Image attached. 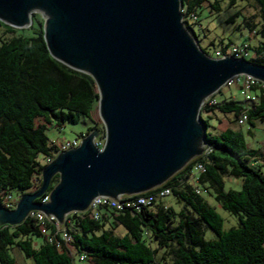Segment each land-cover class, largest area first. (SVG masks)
Returning a JSON list of instances; mask_svg holds the SVG:
<instances>
[{"label":"trees","instance_id":"16d2710c","mask_svg":"<svg viewBox=\"0 0 264 264\" xmlns=\"http://www.w3.org/2000/svg\"><path fill=\"white\" fill-rule=\"evenodd\" d=\"M241 1L251 4L258 14L259 23L251 15L244 16V24L264 39V0ZM236 2L231 0L230 4ZM204 5L209 10L221 9L218 0H181L184 26L194 39L193 25L199 24L198 9ZM191 13L197 15L196 20L189 19ZM43 24L38 18L37 26L33 22L30 27L31 35H25L22 29L0 21V207L12 190L26 194L40 187L44 167L59 152L58 143L46 134L47 124L53 120L75 124L82 116L94 121L99 101L91 75L66 66L50 54ZM229 50L225 46L217 56L228 55ZM253 51L247 60L264 66V40ZM250 93L255 98L253 103L217 101L204 104L202 110L234 114L237 124L245 112L247 122L254 124L264 120V82L256 81ZM200 121L211 151L195 157L162 185L140 193L170 187L183 206L177 210L158 200L140 211L102 207L98 219L88 211L72 212L66 218V228L76 253L86 255L92 264H264V165L257 164L264 161V153L248 146L241 129L229 127L212 134L207 131L208 120L200 115ZM95 129L90 127L88 133ZM198 163L204 165V171L192 183V171ZM225 177L241 178V188L226 190ZM58 182L56 174L47 192ZM204 192L237 216L238 225L224 230L223 218L204 198ZM117 225L125 229L124 234L115 232ZM203 225L217 237L206 239ZM35 239H42L37 248ZM13 249L32 259L33 264H73L71 251L48 242L30 217L15 226L0 225V264H18Z\"/></svg>","mask_w":264,"mask_h":264},{"label":"water","instance_id":"95a60500","mask_svg":"<svg viewBox=\"0 0 264 264\" xmlns=\"http://www.w3.org/2000/svg\"><path fill=\"white\" fill-rule=\"evenodd\" d=\"M31 7L51 15L43 24L50 54L94 79L106 136L102 147L91 132L57 154L36 191L14 209L0 207V225H18L37 210L62 223L95 197L162 185L203 150V100L236 75L264 82L262 65L204 53L184 26L181 0H0V21L27 28ZM56 174L49 202L37 201Z\"/></svg>","mask_w":264,"mask_h":264},{"label":"rangeland","instance_id":"374dc122","mask_svg":"<svg viewBox=\"0 0 264 264\" xmlns=\"http://www.w3.org/2000/svg\"><path fill=\"white\" fill-rule=\"evenodd\" d=\"M221 9L219 11H215L206 7V5L200 7L198 9L199 12V24H194L193 28L196 33V39L193 38L195 42L199 44V46L206 50L207 53L211 57H218L217 53L225 46L231 50L234 46H241L244 42H248L251 46L250 53L254 54L253 47L257 46L261 40H264L259 35L252 34L249 31V28L246 24H244L243 18L244 16L255 15L254 21L258 22V14L256 9L251 6V4H245V2L241 0H237V2L233 5L230 4L231 0H218ZM42 18L45 21L50 20L51 15L48 10L42 7H31L30 8V18L32 19V23H29L27 28H22V32L25 35H31L32 29H30L31 25L34 22V27L37 26V19ZM259 23V22H258ZM12 36V34H8L7 37ZM196 43V44H197ZM200 49V48H199ZM85 70V69H84ZM87 71V70H86ZM215 99L219 103H223L229 100H238L243 101L244 96L241 94L239 90V86L232 85L228 86L227 84L223 85L219 91L214 94ZM208 97H206L200 106V113L202 118L208 120L209 127L207 129L208 133L212 134H220L225 129L231 127L233 129H241L248 146L252 149L262 151L264 153V120H256L254 124H249L246 122L244 125L240 126L235 121L234 114H223L219 111H215L214 113H204L202 108L205 104V101ZM93 119L82 116L80 120L73 124L70 122H61L60 124L53 120L51 123L46 126V134L49 137V140L54 143H66L67 141H71L73 139H80L88 135V130L90 127H97L98 129L93 130L91 132H98V136L95 142L100 143L103 140L105 141L106 136V128L101 117L99 101L96 104V107L93 112ZM90 132V133H91ZM202 140H203V150L192 157L186 164H188L195 157L203 154L205 149V140L203 136V132H201ZM103 143H100V147H102ZM40 161L45 162L43 157L40 156ZM50 162V161H49ZM48 162V163H49ZM257 164L264 165L263 159L259 160ZM184 165V166H185ZM242 186L241 178H233V177H225V188L228 189H240ZM12 196L18 202L21 196V192L19 190H12ZM204 198L208 201V203L215 208V210L221 215L223 218V228L224 230H228L231 227L237 226L239 223V219L237 216L229 213L224 210L213 198V196L204 192ZM162 203L173 206L175 209L179 210L182 203L177 202L176 198L171 194L162 199H159ZM159 201V202H160ZM153 208V207H152ZM203 230L205 233L206 239H215L216 234L203 225ZM115 232L119 235L125 233V229L120 225L115 227ZM42 239H35L34 246L37 248ZM12 255L16 256L18 264H33V260L29 258H25L19 251L16 249L11 250ZM73 264H92L88 260H81L80 254L76 253L73 256Z\"/></svg>","mask_w":264,"mask_h":264},{"label":"built area","instance_id":"2783aa9c","mask_svg":"<svg viewBox=\"0 0 264 264\" xmlns=\"http://www.w3.org/2000/svg\"><path fill=\"white\" fill-rule=\"evenodd\" d=\"M181 12L183 15V20H184V13L185 11L181 8ZM191 20H196L197 15L195 13H191L190 18ZM249 43L244 42L241 46H234L231 50H229V56H233L236 58H242V59H247L250 56V50H249ZM227 56V55H224ZM224 56H218L216 58H221ZM259 81L249 75H236L230 78L225 84L228 86L232 85H237L239 86V90L241 94L244 96V102L245 103H253L254 101V96L251 95L250 89L252 85L256 82ZM224 84V85H225ZM208 103L209 105L216 104L217 100L213 95H210L206 101L205 104ZM247 122V114L243 112L240 117L238 118V124L240 126L244 125ZM83 137L80 139H73L71 141H67L66 143H59V153L68 151L71 149L77 148L81 142H82ZM101 144L103 143V140L100 142ZM100 143H97L99 146ZM211 151V147H209L205 143V149L203 154H208ZM50 159L49 161H51ZM204 171V165L201 163H198L192 171V176H191V182L195 183L198 179V174L200 172ZM39 187H37L38 189ZM172 189L170 187H166L160 190H157L155 192L147 193V194H135V195H130L128 198H126L124 195L118 196L116 198L112 197H107V196H98L95 197L89 204L88 208L85 211H88L90 216L94 219L99 218V210L102 207H109L111 209H114L116 211H121L124 210L125 208H131L136 211H140L143 207L149 206L152 203L158 201L159 199H162L168 195H171ZM50 192H46L39 201L43 203H47L50 200ZM17 204L16 199L12 196V194L5 195L3 198V206L11 209L14 208ZM69 215V214H68ZM65 216L64 221L60 223L56 218H54L51 215H47L42 211H31L28 215V217L32 218L35 220L39 227L41 234L45 236L48 242L54 243L57 245V247H67L70 251L72 256L76 254L72 242L73 238L72 235L68 232L66 228V218ZM81 260H87L86 255H80Z\"/></svg>","mask_w":264,"mask_h":264},{"label":"crops","instance_id":"0c3cea01","mask_svg":"<svg viewBox=\"0 0 264 264\" xmlns=\"http://www.w3.org/2000/svg\"><path fill=\"white\" fill-rule=\"evenodd\" d=\"M15 208V207H14ZM14 208H11V209H14Z\"/></svg>","mask_w":264,"mask_h":264}]
</instances>
